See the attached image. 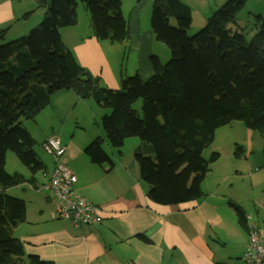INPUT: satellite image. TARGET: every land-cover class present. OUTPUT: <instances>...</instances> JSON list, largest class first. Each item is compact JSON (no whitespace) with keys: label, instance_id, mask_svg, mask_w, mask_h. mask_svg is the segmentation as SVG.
I'll use <instances>...</instances> for the list:
<instances>
[{"label":"trees","instance_id":"obj_1","mask_svg":"<svg viewBox=\"0 0 264 264\" xmlns=\"http://www.w3.org/2000/svg\"><path fill=\"white\" fill-rule=\"evenodd\" d=\"M246 1L226 0L200 30L188 35L190 7L182 0H154L151 28L171 56L161 62L152 55L150 78L125 76L120 88L111 89L100 86L99 77L79 65L60 28L76 24L81 2L89 13L93 36L127 41L121 0H36L46 8L42 20L27 35L0 43V264H54L27 254L23 242L13 235V228L26 221L27 207L6 190L33 183L35 174L44 171L22 119L34 120L56 91L73 90L111 110L102 116V128L119 155L126 138L141 140L133 157L148 198L160 205H187L203 195L202 181L220 154L213 151L206 159L202 153L219 127L241 120L264 138V15H254L257 32L250 39L229 27L236 24ZM3 37L0 31V40ZM82 73L86 74L80 79ZM137 100L142 101L141 114L133 108ZM262 150L264 156V143ZM7 151L15 152L28 168V178L5 170ZM84 153L92 163L113 164L100 137ZM235 153L243 156L244 149L237 145ZM230 204L238 223L247 228L243 211Z\"/></svg>","mask_w":264,"mask_h":264},{"label":"crops","instance_id":"obj_2","mask_svg":"<svg viewBox=\"0 0 264 264\" xmlns=\"http://www.w3.org/2000/svg\"><path fill=\"white\" fill-rule=\"evenodd\" d=\"M153 1L121 0L129 29L127 41L111 42L93 36L89 13L81 2L77 5L76 24L60 28L61 38L79 65L99 77L107 88H119L121 78L133 74L147 80L153 74L151 56L159 58L154 49H161L150 23ZM182 1L191 9L189 29L196 30L226 0ZM45 10L36 0H0V31H4L0 41L27 35L42 20ZM99 107L73 90H59L32 123L23 125L35 141L38 159L45 164L44 171L35 174V182L6 190L26 202V221L13 228V235L23 242L25 252L54 264H242L235 259H240L246 249L247 228L238 223L230 203L243 211L246 222L259 227L261 223L254 214L261 215L262 209L246 210L229 192V183H219L223 178L203 183V195L191 204L152 202L137 162L133 169L127 168L134 159L132 154L122 151L119 155L110 146V166L108 162L94 165L84 153L95 138L104 141L99 121L105 111H99ZM51 135L65 145L61 159L77 177L73 188L98 206L100 223L82 225L56 215L55 198L46 188L54 159L43 148V142ZM129 142L139 144L136 139ZM13 158L8 151L6 167ZM19 164L15 161L14 170H6L28 178V168ZM261 222L264 223L263 218Z\"/></svg>","mask_w":264,"mask_h":264},{"label":"rangeland","instance_id":"obj_3","mask_svg":"<svg viewBox=\"0 0 264 264\" xmlns=\"http://www.w3.org/2000/svg\"><path fill=\"white\" fill-rule=\"evenodd\" d=\"M214 10L215 9H213L210 12L209 16ZM254 15H264V0H247L243 8L237 14L236 24H232V25L230 24L229 27L231 26L232 30L243 32L245 36L247 37V39H250L257 32V29L254 26V23H255ZM207 18L204 20V23L207 21ZM169 22L172 26H176V20L174 18H170ZM201 28L202 27L196 30L189 29L187 31L188 35L195 34ZM5 42H9V41H5ZM0 43H3V42L0 41ZM158 43L161 49L156 48L154 49V51L159 54V58L161 62H166L169 60L171 56L170 50L169 48H167L165 43L160 42V41H158ZM163 51L165 53H163ZM164 54H166V56H162ZM89 74L92 75L91 73ZM99 85L103 86L101 83V80L99 81ZM87 99H92V98H87ZM93 101L95 102V100ZM95 104L98 106L96 102ZM141 106H142L141 100H137L133 104V108H135L139 114H141ZM98 109L99 111H105V113H103L104 115L110 114L111 112L110 109L103 108L101 106ZM103 114L100 116H104ZM22 122H23L22 125H26V123H32V121L28 119H22ZM91 124L93 128L96 127V124L93 121H91ZM99 126L101 129H103L102 128V117L99 121ZM52 136H55V135L48 136L46 140L43 142L44 150H45L44 146H45L46 141L48 140L49 137H52ZM103 137H104V141L102 140V147L105 150V152L108 154V152L111 149L110 147L111 145L109 141L107 140L106 136L104 135ZM133 139H136L139 141V144L137 146H134L131 142H129V141H133ZM105 143L108 144V147H109L108 149H105ZM140 143H141V140L137 136L128 137L125 139V142H124L123 147L121 148V151L128 152L134 156V153L136 149L138 148V146L140 145ZM263 143H264L263 135L260 134V132L258 131H254V130H250L246 128L241 120H233L229 124L219 127L215 132V138L213 142L209 146H207V148L204 149L205 151L203 150L204 151L203 156L207 159L210 156V154L213 153V151H217L220 154V156L216 161H213L211 163L209 162L211 164L210 171L207 173L206 177L204 178L201 184L202 186L203 183L214 182L218 178L220 179L223 178V180L220 181L219 183H229V192L236 198V200L243 203V206L246 208V210H248L247 208H253V207H255L256 209L258 208L262 209L261 215H258L256 213L254 214L256 215L259 222L261 223L260 228L262 229V231L264 230V223L261 222V218L264 219V156H263V150H262ZM61 144L65 147V145L62 142ZM237 145H240L244 149L243 156L238 157L236 155L235 151H236ZM114 150L116 151V149ZM45 152L49 154L46 150ZM9 153H12L14 160H11V159L8 160V163H7L8 169L12 168L10 170H14L15 161L23 165L20 162V160L17 158L15 152L9 151ZM64 153L58 159H56L53 155L49 154L54 159V167L56 165L57 160L63 163L64 165H66L61 159ZM94 165H97V164L94 163ZM23 166L26 167L25 165ZM7 167H6V162H5V170L7 169ZM54 167L52 168L50 172V177L47 183H49L51 179V175H52ZM28 176L30 175L28 174ZM6 193L10 196L15 197V195H12L11 191H9V193L8 192ZM15 193L17 195L20 194L18 190H16ZM245 222H246V219H245ZM248 243H249V238L247 240V245ZM247 245H246V248H247ZM243 254L240 259H235V262L242 263Z\"/></svg>","mask_w":264,"mask_h":264},{"label":"built area","instance_id":"obj_4","mask_svg":"<svg viewBox=\"0 0 264 264\" xmlns=\"http://www.w3.org/2000/svg\"><path fill=\"white\" fill-rule=\"evenodd\" d=\"M45 150L56 159L61 157L65 147L59 138L49 137L45 143ZM77 181L76 175L63 163L56 161L51 179L46 188L51 191L56 202V213L62 218L71 219L74 223L94 225L102 221L97 205L84 196L78 194L73 188ZM247 223L249 243L242 257V264H264V234L262 229Z\"/></svg>","mask_w":264,"mask_h":264},{"label":"water","instance_id":"obj_5","mask_svg":"<svg viewBox=\"0 0 264 264\" xmlns=\"http://www.w3.org/2000/svg\"><path fill=\"white\" fill-rule=\"evenodd\" d=\"M85 74H86V73H82L81 76H80V79H81L82 76H85ZM135 162H136L135 159H132V160L129 162L127 168H129V169H133V167H134V165H135Z\"/></svg>","mask_w":264,"mask_h":264}]
</instances>
